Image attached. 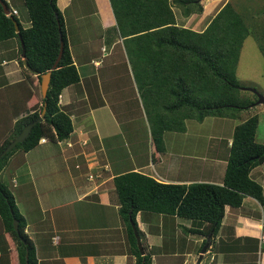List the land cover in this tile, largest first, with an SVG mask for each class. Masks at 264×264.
I'll use <instances>...</instances> for the list:
<instances>
[{
	"label": "trees",
	"instance_id": "1",
	"mask_svg": "<svg viewBox=\"0 0 264 264\" xmlns=\"http://www.w3.org/2000/svg\"><path fill=\"white\" fill-rule=\"evenodd\" d=\"M1 1L8 9L5 0ZM205 1L110 0L116 19L113 29L123 38L148 122L153 164L160 162L162 153H166L168 132H185L189 120L203 123L208 117L236 119L243 109L256 105L242 95V89L246 88L236 73L244 41L252 32L233 3H224L202 30L177 22L175 7L188 17L202 13ZM57 2L24 0L30 18V26L26 28L15 16H8L0 5V39L17 37L23 42L26 55L25 59L20 58V65L27 76L31 71L25 63L36 70L39 81L37 91L32 90L25 79L17 83L27 88V102L34 95L39 97L31 107L26 102L21 104L11 100L8 92L2 94L8 103L0 107V124H4L5 130L0 134V153L46 108L42 120L33 125L28 137L2 157L0 172L16 150L28 152L42 138L58 143L68 139L74 131L73 120L60 100L63 90L79 84L81 77ZM11 17L16 20L18 32ZM263 38L264 33L260 39ZM62 46L61 58L53 69ZM259 48L264 56V44L260 43ZM22 51L20 44L21 55ZM50 70L49 89L43 97L41 76ZM25 110L30 112L14 121ZM258 123V116L253 115L235 125L221 184L164 182L138 170L121 172L113 177L120 218L136 264H152L151 254H142L137 245L132 223L141 236L136 221L138 212L168 214L205 223L200 233L211 235L213 239L224 219L226 206L240 207L246 196L264 204V188L251 176L255 167L264 164V143L256 140ZM15 219L18 220L17 230ZM0 222L4 232L16 243L20 264H27V260L29 264H36L35 247L26 233V219L14 194L2 181Z\"/></svg>",
	"mask_w": 264,
	"mask_h": 264
},
{
	"label": "crops",
	"instance_id": "2",
	"mask_svg": "<svg viewBox=\"0 0 264 264\" xmlns=\"http://www.w3.org/2000/svg\"><path fill=\"white\" fill-rule=\"evenodd\" d=\"M5 2L8 5V11L17 10L13 16L19 20V23L24 28L29 27L28 11L25 5V8L22 6L24 1L5 0ZM57 3L64 13V8L68 4L70 6L71 0H64L62 4L58 0ZM2 4L4 3L0 0V5L2 6ZM177 22L185 26L179 22L178 18ZM113 27L114 24L108 28L109 35L104 40L108 47L105 59L120 55L119 47L117 50L115 48L117 45L121 47L123 38L119 34H114ZM66 34L68 39L67 29ZM68 43L81 80L79 84L68 86L63 90L60 104L70 114L74 131L68 139L64 140L66 148L60 151L49 149L55 143L48 140L39 142L35 148L28 152L22 151L26 169L24 170L22 166L18 167V172L12 174L11 182L16 188L24 187L25 191L34 195V198L25 196L26 194L21 197L18 193L13 194L16 203L19 202V210L27 222L26 233L35 247L36 264H136V256L130 253L125 227L120 218L118 197L116 200L113 197L114 185L111 190L110 180L113 181L116 174L110 172V169H114L113 165L110 162H105V156L102 158V155L109 150L96 135L98 130L96 117L93 118V125H88L84 119L88 110L89 113L96 110L89 100L90 81L101 70L114 66L118 59L113 58L111 62H106V60H98L93 57V54H89L78 60L76 54H73L69 39ZM20 44L17 37L0 39V107L8 103L2 94L10 88H12L11 100L20 101L21 104L22 101L26 102L28 107L39 101V97L34 95L27 102L28 95L25 94L27 88L17 85L18 82L25 79L32 90L37 91V86H39L37 74L31 72L27 76L20 65V58H23L20 54ZM104 61L105 64H103ZM84 99L88 106L86 109H80L76 103L84 101ZM29 112L30 110H25L20 116L14 118V121ZM86 124L90 127H86ZM211 135L219 140L216 134ZM189 140L191 142L193 140L201 141L200 136L187 138L186 144ZM231 141L232 137L228 140V147ZM58 143L61 144L63 141ZM68 143H71V146ZM220 146L221 143L216 144L215 149L220 153L210 161L215 170L221 169V164H227L229 150L222 155ZM39 148L49 149V151L40 150L38 152L39 161H34L33 150ZM207 150L208 143H205L202 151L203 156L197 155L198 151H188L190 155L188 159L194 160H189V162H193V165L199 162L204 164L207 161L205 158L208 157L204 152ZM58 156L63 157L64 168L68 173L66 180H59L60 174L55 173L56 169H49V167L55 166L54 160ZM46 157L49 158L46 159ZM13 159L14 155L9 160L13 161ZM11 161H8V164ZM45 161H48L49 166L43 164ZM160 162H162V158ZM7 165L0 172L5 183L8 180ZM200 165L202 167V164ZM206 166L207 164H205V168ZM142 167L135 164L131 168H124L118 172L138 170L148 173L145 171L146 168ZM72 172L76 175H72ZM91 172L96 176L87 178ZM17 173L25 175L21 177L23 178L21 184L17 181ZM159 176L160 178H156L164 182L205 181L218 184L222 183L224 177L223 175L218 176V179H200ZM251 176L264 188V164L255 167L251 171ZM44 177H46V181L43 180ZM29 185L30 188H27ZM91 197L95 198L96 204H90L87 201ZM94 205L96 206L94 207ZM152 215L151 212H138L136 215L138 227L146 240L144 252L151 254L152 264H196L200 257L199 264H264V246L262 253H259L258 239L262 219H264V204L254 197L246 196L243 204L237 208L226 206L224 219L213 239L212 236L200 233L205 228V223H195L179 216L160 214L161 221L157 227L153 224ZM193 228L199 229V231ZM173 232L174 236H172ZM192 236L194 238L191 247L187 239ZM206 243L208 244L207 249L203 252ZM187 247L189 249L181 254V249ZM178 257L179 261L176 260ZM0 264H20L16 243L8 233L4 232L1 222Z\"/></svg>",
	"mask_w": 264,
	"mask_h": 264
},
{
	"label": "rangeland",
	"instance_id": "3",
	"mask_svg": "<svg viewBox=\"0 0 264 264\" xmlns=\"http://www.w3.org/2000/svg\"><path fill=\"white\" fill-rule=\"evenodd\" d=\"M63 1L60 0V4ZM227 1H231L236 9L240 11L252 32L244 41L236 73L240 83L246 88L242 89V95L256 103L258 96L253 89L264 95V56L259 48L260 43L264 44V38L260 39L262 33H264V0H206L202 13H193L188 17L182 15L179 8L175 7L174 10L180 23L195 30H202ZM22 6L25 8L24 4ZM63 16L73 54H76L78 60L83 59L84 55L89 54H93V57L98 60H106V62H111L113 58L118 59V62L114 66L101 70L90 81L89 100L96 110H93L91 113L88 110L84 117L85 123L88 125H93V118L96 117L98 127L96 135L99 141L103 145H106L109 150L102 155V158L105 156V162H110L113 165L114 169H110L111 173L119 174L118 171L121 169L131 168L135 164H138V166L146 168V172L159 178V175H161L162 177L166 176L170 178L196 177L200 179H218V176L224 175L227 164H221V169L218 170H215L211 166L210 161L214 160L218 153H220L215 149L216 144L221 143V153L222 155L225 154L229 150L230 146L228 147L227 143L229 138L233 136L235 125L253 115H257L259 120L256 140L264 143V104H256L251 105L249 109H243L240 112V116L236 119L208 117L203 123L189 120L188 130L185 132H168L166 135L167 150L166 153H162L161 155L162 162L153 164L148 122L145 118L143 103L132 74L124 42H122L121 47L117 45L115 48L117 50L119 47L120 55L105 59L108 47L104 43V40L109 35L108 28L112 24L116 26V19L110 0H71L70 6L68 4L64 8ZM114 34L118 35V32L115 31ZM103 64H105V61ZM99 65L97 66L99 67ZM6 92L10 93L11 90H7ZM76 105L80 109H86L88 103L84 99V101L78 102ZM87 124L86 127H90ZM3 125V123L0 124V134L5 131L3 130ZM211 134H216L219 140H216L215 136ZM198 136H200V142H197V140L191 142L189 140L186 144L187 138ZM205 143H208V150L204 152L208 156L205 158L207 161L204 164L199 162L193 165V162H189V160H194L188 159L190 156L188 151H198L197 155L203 156L202 151L204 150ZM58 144H53L49 149L60 151L66 148V141ZM68 145L71 146V143H68ZM49 149L39 148L33 150V160L40 159L38 157L40 150L49 151ZM13 155V161L9 160V158L8 161H11V163L8 164L9 162L7 161L8 165L6 164L8 172L6 184L12 193H18L20 197L26 194L25 196L34 198V195L31 192L25 191L24 187L20 186L16 188L11 182L12 174L13 172H18V167L22 166L24 170L26 169L24 167L26 162L22 158V151L18 149ZM48 158L46 157V159ZM47 162L45 161L43 164L49 166ZM200 164H202V167ZM205 164H207L206 168ZM54 165L53 167H49V169H56L55 173L60 174L59 180H66L68 173L64 168L63 157L58 156L54 160ZM91 174L95 176V173L91 172ZM16 175L18 183L21 184L23 180L21 177L25 175H19L18 173ZM72 175L76 174L72 172ZM3 180L0 174V181L5 183ZM43 180L46 181V177ZM110 184L112 186L111 190H113V181L110 180ZM27 188H30V185ZM113 192V197L116 200L117 193L115 190ZM87 201L90 204H96L97 202L94 197H91L89 200L87 199ZM16 204L20 207L19 202ZM159 215L153 213V217L151 218L154 222L153 224L157 227L160 225L159 221H161ZM172 236H174V232ZM193 238L192 236L190 239H187L191 247L193 246ZM140 239L144 248L146 246L145 237L141 235ZM187 249L189 248L181 249V254H184ZM178 259L180 258L178 257L176 260Z\"/></svg>",
	"mask_w": 264,
	"mask_h": 264
},
{
	"label": "water",
	"instance_id": "4",
	"mask_svg": "<svg viewBox=\"0 0 264 264\" xmlns=\"http://www.w3.org/2000/svg\"><path fill=\"white\" fill-rule=\"evenodd\" d=\"M2 6H3V8H4L5 13L7 14V13L9 12L8 9H6V6H5L4 4H2ZM11 19L15 22V25H16V20H15V18H14V17H11ZM16 31H17V32L19 31V27H18L17 25H16ZM21 46H22V49H23V51H22V56H23L24 59H25L26 52H25L24 44H23L22 41H21ZM62 51H63V46H62L61 49H60V53H59L58 59H57L56 63L54 64L53 69L57 67V63H58V61H59L60 58H61ZM25 65H26V67H27L32 73H34V74H38V72H37L36 70H33V69H32L27 63H25ZM51 73H52V72H51V70H50V71H48V72L42 74V76H41V91H42V95H43V97H46V96H47V92H48L49 85H50V80H51ZM253 91H254V92L257 94V96H258V100L256 101V104H264V95L258 93V92H257L256 90H254V89H253ZM45 112H46V108L43 109L41 115H40L36 120H34V121L30 122L29 124H27V125L23 128V130L18 134V136H17L15 139H13V140H12V141H11L6 147H5V149L0 153V161H1L2 157H3L4 155H6L11 149H13L18 143L24 141V140L28 137V135H29L30 132H31V129H32L33 125H34L35 123H37V122H39V121L42 120V118H43ZM132 226H133L134 232H135V234H136V238H137V243H138V245H139V249L141 250V253L144 254L145 252H144L143 246H142V244H141L140 235L138 234L137 228H136V226H135L133 223H132ZM14 227H15L16 230L18 229V220H17V219L14 220ZM210 236H211V235H210ZM207 245H208V244L206 243V245L203 247V252L206 251V249H207ZM26 258L28 259V254H26ZM200 261H201V257L198 259V261H197L196 264H199ZM27 264H29V263H28V260H27Z\"/></svg>",
	"mask_w": 264,
	"mask_h": 264
},
{
	"label": "built area",
	"instance_id": "5",
	"mask_svg": "<svg viewBox=\"0 0 264 264\" xmlns=\"http://www.w3.org/2000/svg\"><path fill=\"white\" fill-rule=\"evenodd\" d=\"M11 14H16L17 13V10H12L10 12ZM42 142H45L47 141L46 138H42L41 139ZM91 177L93 178V176L91 175ZM261 230H260V234L258 236V239H259V253H262V248L264 246V219H262V224H261Z\"/></svg>",
	"mask_w": 264,
	"mask_h": 264
},
{
	"label": "clouds",
	"instance_id": "6",
	"mask_svg": "<svg viewBox=\"0 0 264 264\" xmlns=\"http://www.w3.org/2000/svg\"><path fill=\"white\" fill-rule=\"evenodd\" d=\"M4 5H5V4H4ZM10 12H11V11H9V12L7 13L8 16H12V15H13V14H11ZM40 142H41V141H40ZM231 142H232V141H231ZM230 145H231V144H230ZM144 173H145V172H144ZM147 174H148V173H147ZM151 175H152V174H151ZM152 176H153V175H152ZM154 177H155V176H154ZM155 178H156V177H155ZM158 180H159V179H158ZM160 181H161V180H160Z\"/></svg>",
	"mask_w": 264,
	"mask_h": 264
}]
</instances>
